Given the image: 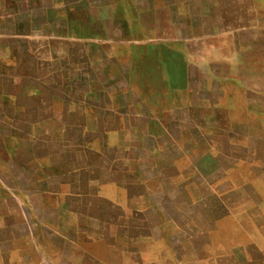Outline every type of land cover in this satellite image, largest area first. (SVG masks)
I'll return each mask as SVG.
<instances>
[{"label":"crops","instance_id":"obj_1","mask_svg":"<svg viewBox=\"0 0 264 264\" xmlns=\"http://www.w3.org/2000/svg\"><path fill=\"white\" fill-rule=\"evenodd\" d=\"M210 1L1 0L0 7L8 9L0 8V21L8 19L9 35L0 39H8L9 45L39 55L34 46L40 37L49 53L55 52L54 42L63 54L79 44L87 51L86 60L83 56L84 65L90 67L83 79L87 103L81 113L84 124L78 127L84 128L81 133L89 140L88 149L98 150L99 158L109 165L106 172L111 178L107 174L98 185H92L91 178L78 184L85 190L94 188L87 196L101 205L138 215L147 208V194L141 190L149 184L152 192L163 190L165 180L182 190L183 186L216 184L225 170L239 163L251 168L253 190V182L264 176V21L258 10L248 8L215 15ZM226 16L232 20L227 22ZM215 18L224 24H214ZM80 23L86 27L77 26ZM9 51L8 59H15ZM57 59L54 62L60 64ZM93 68L104 70L102 78L92 76ZM12 80L6 90L7 85L0 84V103H9L15 111L1 110L0 116L19 119L23 125L14 129L13 136L0 133V140L6 139L9 152L16 155L28 149L34 127L28 118L36 112L17 102L37 99L38 93L26 95L25 83L14 89ZM24 161L33 166L37 183L46 188L31 193L17 185V193L16 177V182L6 183L7 169L0 176V202H14L17 214L10 223L0 212L2 261L77 264L79 251L89 261L90 245H106V241L104 235L87 229L93 218L85 222L78 207L71 208L86 194L77 183L60 182L54 189L48 183L49 170L58 180L68 174L66 170H75L74 164L57 172L49 165L47 153ZM143 161L149 162L143 166ZM135 188L140 191L133 192ZM250 196L255 192L250 191ZM226 201L229 213L237 212L232 196ZM151 202L160 223L175 222L161 217L164 207ZM48 210L54 221L40 214ZM182 211V206L175 207V212ZM73 217L74 221H66ZM95 219L99 228L113 226ZM153 238L140 235L138 240L145 243ZM53 243L56 248L50 251L48 245Z\"/></svg>","mask_w":264,"mask_h":264},{"label":"rangeland","instance_id":"obj_2","mask_svg":"<svg viewBox=\"0 0 264 264\" xmlns=\"http://www.w3.org/2000/svg\"><path fill=\"white\" fill-rule=\"evenodd\" d=\"M3 2L7 0H2ZM253 2L211 0L209 9L214 10L215 15L224 11H239L242 8L256 9L259 18L264 21V0ZM0 8L8 9L6 5ZM225 19L227 22L232 20L227 16ZM6 20L8 19L1 17L0 36L3 37L9 35ZM145 21H149V18ZM213 21L216 25L224 24V21L221 22L217 18ZM77 26L86 27L81 23ZM35 39L34 48L39 50V55L27 54L25 49L23 52L22 46L9 45L8 39H0V51H2L0 84L7 85L6 90L8 82L13 78L11 84L14 89L22 88V83H25L26 95L38 93L37 99L17 102L19 106H29L36 111L28 118L34 126L30 130L32 138L27 143V151L21 150L22 152L19 151L16 155L13 154V150L9 152V143L6 139L0 140V176L4 175L7 169L9 175L6 173L4 178L6 183L10 180L15 181L16 177L19 183L15 181L17 193V185L29 189L31 193L36 192L38 187L46 188L44 184L37 183L38 177L33 166L30 163L24 165L26 163L24 160L39 153H47L49 165L56 167L57 172L71 168L72 163L74 164L72 167L76 168L72 169L75 172L72 176L70 175L72 171L66 170L68 174L56 179L57 182H55L54 170L52 172L49 170L47 175L48 183L51 184H48L50 189H54L55 184L59 185L60 182L78 184L81 179L89 178L93 181L92 185H98L106 180L109 165L104 164L103 158L96 159L95 155L89 154L90 151L86 150L80 139L82 136L80 132H83L84 128L82 130L78 128V125L84 124L81 113L82 107L87 103L83 95L86 88L83 79L90 68L84 65L87 51L82 49L84 45L81 47L79 44L72 46L68 53L63 54L61 53L63 48H57V44L53 41L51 49L55 52L49 53L42 43L43 40H40V37ZM9 50L15 59H8ZM94 57L95 55H92V58ZM56 58H59L57 60L61 62L60 64L54 62ZM91 70L92 76L102 78L104 70L99 68ZM94 87L98 88L97 85ZM8 104L0 103V111H15ZM12 118L0 116L1 134L13 136L14 129L21 128L23 125L21 120L14 121ZM41 120H46V123L37 124ZM95 145L96 142L93 141V146ZM148 162L143 161V166ZM250 172V167L239 163L233 169L225 170L223 180L216 184L183 186L185 189L182 190L165 180L163 190L160 188L159 191L154 192L151 189L152 185L149 184V187L141 190L142 193L147 194L145 202L147 208L138 215L120 213L118 209L105 207L99 201L87 196L95 190L94 188L85 190L79 184L76 185L82 192L84 191L86 197L81 203L79 201L73 203L71 208L78 207L81 219L85 222H90L89 217L93 218L89 228H87L88 223L84 227L95 234L104 235L107 246L102 243L90 245L89 261L87 256L82 254L84 252L79 251L75 262L77 264H264V176L261 175L253 182L252 186L255 188L253 190L249 186V183H252ZM159 176H163V172L160 171ZM109 177L111 178L110 174ZM138 191L140 190L133 189V192ZM250 191H254L255 196H250ZM228 196H232L236 201L237 212L229 213L226 209ZM153 200L164 207L165 212L160 216L171 219L175 221L174 223L167 225L160 223L158 215L151 206ZM41 201L42 204H51L49 200ZM14 206L12 201L0 202V212L7 218V222L12 223L10 219L14 220L17 216L14 214L16 212ZM181 206L182 213L175 212V207ZM40 214L48 217L49 220H55L50 210L41 211ZM95 218L99 222H112L113 226L99 228ZM74 219L75 217L66 221L71 222ZM140 235H144L146 239L154 236L153 239L156 241L152 242L151 239L142 243L138 240ZM55 248L54 243L53 246L48 245L50 251ZM69 249L67 247L66 250ZM74 253L78 254L76 247ZM52 254L55 256V253ZM0 264H6L2 261L1 255Z\"/></svg>","mask_w":264,"mask_h":264},{"label":"trees","instance_id":"obj_3","mask_svg":"<svg viewBox=\"0 0 264 264\" xmlns=\"http://www.w3.org/2000/svg\"><path fill=\"white\" fill-rule=\"evenodd\" d=\"M79 126H80V125H79ZM78 128H79V127H78ZM80 133H81V132H80ZM80 139H82L81 141L84 143L86 150H87L88 152L90 151L89 154H90L91 156H94V155H95L94 157H96V159H98L100 154H98L97 152L95 153V152H93V151H91V150L88 149V145H89V142H88V141H89V140L86 139V141H85L84 138H82V136L80 137Z\"/></svg>","mask_w":264,"mask_h":264}]
</instances>
